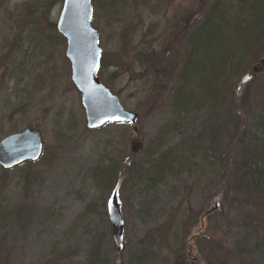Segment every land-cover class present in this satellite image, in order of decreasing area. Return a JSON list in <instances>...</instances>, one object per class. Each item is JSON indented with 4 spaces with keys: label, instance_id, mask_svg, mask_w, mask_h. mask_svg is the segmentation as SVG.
<instances>
[{
    "label": "rangeland",
    "instance_id": "374dc122",
    "mask_svg": "<svg viewBox=\"0 0 264 264\" xmlns=\"http://www.w3.org/2000/svg\"><path fill=\"white\" fill-rule=\"evenodd\" d=\"M54 1L0 0V140L26 127L40 129L44 140L39 161L7 173L0 167V207L15 214L8 216L4 229L8 264H43L51 258L87 264L91 237L100 232L102 250L112 264H130L142 249L149 251L148 264H264V249L250 251L264 206L249 199L246 188L228 191L220 176L231 153L224 164L215 151L198 149L197 155H184L186 169L178 174L156 178L151 185L133 180L142 171L154 174L150 168L158 153L177 145L187 126L198 127L195 116L179 120V131L173 128L171 92L187 55L197 50L195 40L186 46L185 40L209 16L215 0H92V20L103 49L99 76L127 110L139 114L136 123L98 130L86 127L66 39L52 27L62 4ZM228 1L237 18L245 3L252 7L255 0ZM251 16H256L253 10ZM244 26L241 53H249L239 79L245 83L246 99L236 107L225 102L215 111L217 117L221 112L231 117L241 130L264 113V33L256 37L262 42L257 39L252 47L256 34L250 38L251 30ZM42 37L52 41L50 49L32 56ZM213 125L217 141L227 145L229 138L219 131L217 120ZM256 137L264 144L260 132ZM183 144L188 148L195 142ZM108 165L116 167L113 176L119 178L111 184L112 177L105 186L102 176L93 174L96 169L109 173ZM232 171L223 174L229 181ZM114 193L124 218L120 252L107 208ZM209 242L217 250L207 254ZM147 244L153 248H143ZM69 254L73 257L65 258Z\"/></svg>",
    "mask_w": 264,
    "mask_h": 264
},
{
    "label": "trees",
    "instance_id": "16d2710c",
    "mask_svg": "<svg viewBox=\"0 0 264 264\" xmlns=\"http://www.w3.org/2000/svg\"><path fill=\"white\" fill-rule=\"evenodd\" d=\"M55 1L57 3L62 2V0ZM240 5H243L242 1H240ZM210 7V11L208 9L210 12L209 16L207 15L202 23L193 30L194 32H190V34L192 33L191 36L189 34L185 40V46L195 40L197 42V50L191 51L187 55L184 67L181 70V79L171 92L172 106L176 115V121L172 122L173 128L176 127L174 129L179 131L180 127L177 128L181 124L179 120L184 123L188 122L187 119L195 116L199 118L198 127L188 128L189 126H187L186 130L182 132L184 135L177 145L172 146V149L167 152L158 153L157 160L152 161V168H150L155 171L154 174L149 175V171L143 169L146 171H142L143 173L135 177L133 176V180L148 183V185L155 184L152 180L153 178L163 179L164 177L178 174V170L186 169V167L182 168L185 164L184 155H197L198 149H204L206 153L213 150L216 152L219 162L224 163L227 160V167L224 168L223 174L229 168L233 169L230 181L226 175H220L221 179L227 182V190L236 191L237 189L243 190L246 188L248 193L251 192L249 193V195L251 194L249 199H255V202L264 206V144L258 139L259 137H256V132H260L264 136V113L254 120L252 127L241 130L240 126L237 125L238 123L235 120L232 121L231 117L228 118V115H224L223 112L217 117L215 112L217 108L222 110V105L225 102L228 103V106L233 105L236 107L237 96L244 88L242 86L244 85L243 81H240L242 79H239L241 75L239 67L245 62L246 55L249 53L247 52L244 56L241 53L240 44L244 43L241 37L243 38L246 35L244 25L247 24V29L253 32V35L247 32L250 38L256 34L250 41L252 47L259 40V43L262 42L261 38L256 37L260 31L264 33V0H255L252 7L247 6L245 3L244 7H242V14H239L237 18L236 14L233 15L236 9L230 5L228 0H215ZM252 10L256 15L254 19L251 16ZM52 27L56 28V24H52ZM51 43V40L42 37L40 47H37V45L33 47L32 56H35L39 49L41 54H46L48 52L47 49H50ZM215 120L221 127L219 131L223 133L224 138H229L227 139L229 143L225 146L222 144L223 142L216 139L218 132L214 130L215 125L213 123ZM172 124L169 126H172ZM247 136L251 137L253 142H248L245 139ZM164 137L165 135H161V138ZM185 141L189 143L195 142V145L186 148L183 144ZM234 142L236 144L232 145ZM163 145L164 143L160 145V149ZM231 149L234 152H230ZM228 153H231V156L226 159ZM187 158L189 159L190 156ZM30 163L32 162H28V164ZM105 170L109 171V173L101 174L102 172L96 169L93 176H102L100 181L105 183V186H107L108 181L112 177L111 184L117 183L119 177L113 176L115 172L117 173L116 167L108 165ZM3 171L7 173L9 170L3 169ZM262 213L259 236L255 240L254 249L250 251L260 252L264 249V207ZM12 215H15L14 209L0 207V253L6 254V256L0 257V264H8L10 261V255L7 256L6 252V248L10 245L7 242V234L4 229L8 216L11 217ZM107 225H109L108 220ZM113 229L111 224L110 232ZM91 238V247L89 251H86L87 264H112L108 255L102 250V233H97ZM142 244L145 243L142 242ZM143 248L151 249L153 246L147 244ZM143 250L145 249L139 250L137 253ZM205 250L207 254L216 251L217 244L209 242L208 249ZM8 252L10 251L8 250ZM152 253L154 254V251ZM224 256H226V253ZM69 257L72 258L73 255H65V258ZM62 262L63 260L60 263L58 259L51 258L43 264H62ZM74 264L81 263L76 262ZM130 264H147V260L142 259L138 254L132 258Z\"/></svg>",
    "mask_w": 264,
    "mask_h": 264
},
{
    "label": "water",
    "instance_id": "95a60500",
    "mask_svg": "<svg viewBox=\"0 0 264 264\" xmlns=\"http://www.w3.org/2000/svg\"><path fill=\"white\" fill-rule=\"evenodd\" d=\"M57 29L67 39L66 56L71 63L72 81L81 94L87 127L98 129L109 122H135L138 114L126 110L119 96L97 76L102 48L98 41L99 31L92 23L91 0H63ZM43 147L39 129L27 127L10 134L0 141V165L9 170L27 161H37ZM108 212L115 227L114 241L121 250L124 219L116 195Z\"/></svg>",
    "mask_w": 264,
    "mask_h": 264
},
{
    "label": "bare ground",
    "instance_id": "6f19581e",
    "mask_svg": "<svg viewBox=\"0 0 264 264\" xmlns=\"http://www.w3.org/2000/svg\"><path fill=\"white\" fill-rule=\"evenodd\" d=\"M245 84V83H244ZM243 86V85H242ZM243 89L241 90V92L238 94V98H237V103H236V105L238 104V102H241V103H243L244 101H245V99H246V96L245 95H243ZM260 116V115H259ZM0 167L2 168V166L0 165ZM156 178H153L152 180L154 181ZM135 255H137V254H135ZM149 251L148 250H143V251H141L140 253H139V257H141L142 259H146L147 260V264H148V261H150V259H149ZM152 258V257H151ZM153 259V258H152Z\"/></svg>",
    "mask_w": 264,
    "mask_h": 264
},
{
    "label": "flooded vegetation",
    "instance_id": "af4514ba",
    "mask_svg": "<svg viewBox=\"0 0 264 264\" xmlns=\"http://www.w3.org/2000/svg\"><path fill=\"white\" fill-rule=\"evenodd\" d=\"M256 69V68H255Z\"/></svg>",
    "mask_w": 264,
    "mask_h": 264
}]
</instances>
